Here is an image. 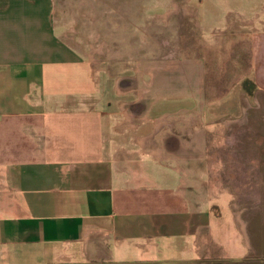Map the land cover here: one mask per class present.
Here are the masks:
<instances>
[{
    "label": "crops",
    "instance_id": "crops-1",
    "mask_svg": "<svg viewBox=\"0 0 264 264\" xmlns=\"http://www.w3.org/2000/svg\"><path fill=\"white\" fill-rule=\"evenodd\" d=\"M52 8V0H0V264H87L111 254L152 264L171 251L190 263V237L199 238L201 261L204 228L212 216L216 230L225 211H248L237 199L255 197L250 186L244 193L234 177L216 175L224 190L214 192L211 209L201 184L177 192L186 207L169 200L168 172L182 169L170 163L203 153V141L171 124L174 110L154 115L161 102L132 111L136 98L123 102V79L106 85L67 22L52 25ZM256 56L262 108L264 46ZM178 129L185 140L175 146Z\"/></svg>",
    "mask_w": 264,
    "mask_h": 264
},
{
    "label": "rangeland",
    "instance_id": "rangeland-1",
    "mask_svg": "<svg viewBox=\"0 0 264 264\" xmlns=\"http://www.w3.org/2000/svg\"><path fill=\"white\" fill-rule=\"evenodd\" d=\"M52 3V25L62 19L67 22V33L76 50L84 54L85 61L91 60L95 71L104 72L106 85L123 79V102L136 98L132 111L161 102L154 115L174 110L171 124L191 130L196 139H188L194 144L203 141V153L192 150L194 159L170 163L172 169H182L179 176L168 172L169 200L186 207L177 192L201 184L211 209L214 192L224 190L221 182L215 183L216 175L234 177V189L239 185L247 193L250 186L255 195L237 199L250 208H235L234 214L225 211L221 229L214 230L212 216L200 240L201 246L209 247L201 261L199 238L190 237L187 240L194 254L191 252L189 258L197 261L181 262L187 254L171 251L162 257L167 261L152 264H264V207L258 205L264 201L260 196L264 194V100L260 108L255 101L258 87L254 82L256 54L264 46V0ZM141 99L144 101L139 102ZM179 109L184 111L174 115ZM135 122L139 123L137 119ZM174 132L176 137L170 143L176 146L185 139L177 137L179 129ZM182 179L187 184L179 189ZM223 195L222 201H226L229 192ZM111 258L112 254L110 258L100 256L87 264H138L131 257Z\"/></svg>",
    "mask_w": 264,
    "mask_h": 264
},
{
    "label": "flooded vegetation",
    "instance_id": "flooded-vegetation-1",
    "mask_svg": "<svg viewBox=\"0 0 264 264\" xmlns=\"http://www.w3.org/2000/svg\"><path fill=\"white\" fill-rule=\"evenodd\" d=\"M171 14H172V12H170V13L166 14L165 16H167V15H168V17H170V16H171ZM165 19H166V18H165Z\"/></svg>",
    "mask_w": 264,
    "mask_h": 264
},
{
    "label": "bare ground",
    "instance_id": "bare-ground-1",
    "mask_svg": "<svg viewBox=\"0 0 264 264\" xmlns=\"http://www.w3.org/2000/svg\"><path fill=\"white\" fill-rule=\"evenodd\" d=\"M164 18L168 19L169 17H168V15H167V16H165ZM159 128H160V127H159Z\"/></svg>",
    "mask_w": 264,
    "mask_h": 264
}]
</instances>
